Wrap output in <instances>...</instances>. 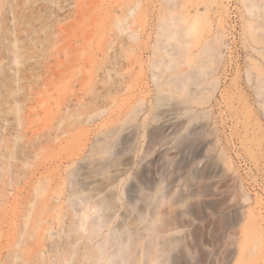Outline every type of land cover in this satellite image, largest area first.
<instances>
[{"label": "rangeland", "instance_id": "obj_1", "mask_svg": "<svg viewBox=\"0 0 264 264\" xmlns=\"http://www.w3.org/2000/svg\"><path fill=\"white\" fill-rule=\"evenodd\" d=\"M174 1L34 4L41 22L23 38H38L26 47L36 71L21 81L20 111L0 104V264H56L51 243L71 264H92L106 240L115 264H264V32L251 28L242 0H221L223 18L216 4ZM182 14L190 23L200 15L188 35L191 62L177 69L191 73L193 91L220 20L230 42L201 78L199 95L219 85L202 104L165 95L153 80L160 28ZM86 207L89 226L101 224L80 239Z\"/></svg>", "mask_w": 264, "mask_h": 264}, {"label": "bare ground", "instance_id": "obj_2", "mask_svg": "<svg viewBox=\"0 0 264 264\" xmlns=\"http://www.w3.org/2000/svg\"><path fill=\"white\" fill-rule=\"evenodd\" d=\"M42 0H16V3H13L12 7H9V4L6 5L3 3V0H0V24L2 25L1 29L3 30V34L6 37H10V41L8 43V53L6 52L7 46H5L0 39V64L6 58L13 59L15 64L17 63V67L13 68L10 67L8 70L5 69L4 66H0V91L2 92L3 89L7 90V94L0 98V104L4 105L5 103L12 102L14 104L13 110L16 112L20 111V103L22 101V96L24 95L21 91L24 89L22 86L21 81L27 79V73L31 74L35 73L36 66L29 64V62L34 59L27 54V46L30 45L29 49L33 47H37L38 45V38L32 39H24L23 33H29L36 27V22L40 21V16L35 15V6L34 4L40 2ZM167 2H175L174 0H166ZM208 5L209 8L212 5H217L222 18L225 16H229V9L226 5L223 4L221 0H204ZM247 8V12L251 21H249V25L251 28H255L256 30H263L264 32V23L261 22L260 19L264 18V0H242ZM21 6V7H20ZM177 6V3H174V7ZM181 10H186L188 6V2L183 1V3L179 5ZM26 11L30 12L31 14L26 13ZM134 11V10H133ZM13 13L14 24L10 26V17L9 15ZM33 14V15H32ZM199 14L194 19L192 23L189 22V19L186 15H181L175 19L168 21L167 24L163 25L160 28V44L157 47V50L160 52L159 56L151 63V69L153 72V80L154 82L161 88L163 94L166 95H178L179 99L183 102H193L196 101L198 103L206 102L207 98H210L216 89L218 88V80L215 79L211 82V89L209 93L206 95H199V90L202 87V79L206 75H211L216 71L223 60L226 57V53L230 51V42L226 38V31L225 27L220 20L219 28H220V35L213 41L211 44L206 45L201 55L198 59V68H195L198 71V75L195 78V83L197 85V89H191L192 85V75L188 73L189 77L180 75L177 71L181 67L182 62L189 64L191 59L189 57L190 52V40L188 35L190 31L193 29L195 30L198 25L200 24ZM129 16H126L125 23L120 24V31L123 33L128 30L126 22L128 21ZM187 22V26L184 23ZM256 22L258 25L255 27ZM41 29H37L36 32L40 33ZM5 37V38H6ZM134 38V35H131ZM264 43V40L261 41ZM262 53V51H258ZM6 55V57H4ZM183 57H185L183 59ZM12 62V63H13ZM4 70V71H1ZM14 74H10L9 72L12 71ZM177 71V72H176ZM176 76V78L174 77ZM187 75V74H186ZM191 75V77H190ZM202 78V79H201ZM164 79V82H163ZM191 81H190V80ZM194 80V79H193ZM204 81V80H203ZM18 83V86L16 85ZM259 87L264 89V74L262 77L259 78L258 81ZM169 93V94H168ZM197 94V97H195ZM262 96V95H260ZM166 98L165 96L159 99L161 103ZM19 138V137H18ZM15 157V156H14ZM5 185V184H3ZM82 193H84L82 191ZM73 196H80L78 193H74ZM101 208H105L107 210L108 207L111 206L110 201H102L100 203ZM92 209L86 207L80 213L81 221L77 224V233L81 236L80 239L84 237V235H89L92 233L97 234L99 224H91L90 225V218H92L91 214ZM77 215V214H76ZM75 215V216H76ZM104 225V224H103ZM89 232L88 234L86 233ZM86 234H85V233ZM52 233V232H51ZM84 234V235H83ZM91 235V237H92ZM86 237V236H85ZM89 237V238H91ZM77 242V241H76ZM110 244V241L106 240L104 245L99 246V248L92 253V258L90 263L92 264H115V255L108 251L107 245ZM114 245H112L113 247ZM117 246V245H116ZM124 246V245H123ZM111 247V246H109ZM49 248L51 252L55 256V261L53 263L56 264H71V260L68 257V251L66 249L61 250L58 245L50 244ZM115 248V246H114ZM121 248V247H120ZM116 249H118L116 247ZM120 251V250H119ZM109 252V253H108ZM120 253V252H119ZM118 253V254H119ZM117 256V255H116ZM155 257V256H153ZM117 258V257H116ZM156 258V257H155ZM88 259V258H86ZM157 259V258H156ZM128 261V260H127ZM154 259L152 260V262ZM156 261V260H155ZM126 262V261H125ZM125 262L123 264H125ZM137 264V263H136ZM152 264H156L153 262Z\"/></svg>", "mask_w": 264, "mask_h": 264}]
</instances>
